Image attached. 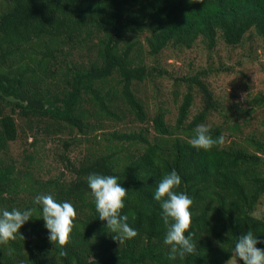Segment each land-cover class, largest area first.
<instances>
[{
	"label": "trees",
	"instance_id": "trees-1",
	"mask_svg": "<svg viewBox=\"0 0 264 264\" xmlns=\"http://www.w3.org/2000/svg\"><path fill=\"white\" fill-rule=\"evenodd\" d=\"M219 45L254 64L264 52V0H0V213L36 210L0 245V264H226L249 230L264 250V218L253 216L264 205V92L221 101L212 69H159L163 56L199 47L213 62ZM162 80L171 97L159 100ZM198 125L224 143L193 148ZM49 143L58 154L48 176L38 146ZM173 169L175 191L193 201L197 251L183 260L168 259L154 199ZM91 174L116 176L128 190L121 214L135 238L115 241L99 219ZM38 195L76 210L63 249L48 239Z\"/></svg>",
	"mask_w": 264,
	"mask_h": 264
},
{
	"label": "clouds",
	"instance_id": "clouds-1",
	"mask_svg": "<svg viewBox=\"0 0 264 264\" xmlns=\"http://www.w3.org/2000/svg\"><path fill=\"white\" fill-rule=\"evenodd\" d=\"M200 2V0H195ZM190 145L197 150L209 151L217 145L224 143V137L213 138L210 129L205 125H198L194 137L189 141ZM88 187L94 198L95 210L101 221H106V226L117 235L115 241L123 243L138 235V232L127 223L128 216L122 215L121 210L125 207L124 199L128 190L120 186L118 178L113 175L91 174L87 177ZM181 184V177L176 170L164 175L158 183L154 199L160 202L162 219L166 226L163 243L170 247L169 260L179 257L183 260L187 255L195 254L196 245L193 243V233L190 232L192 214L190 211L192 199L183 192L175 191ZM34 203L42 208V219L48 230V239L57 244L61 249L70 242L74 228L76 210L70 202L58 203L52 195H38ZM35 209L20 211L17 209L2 210L0 213V245L15 240L19 229L31 217ZM256 219L264 218L260 212L253 213ZM22 239L24 237L20 235ZM258 241L251 230L238 237L235 244V256L226 264H264V250L256 247ZM11 249L9 254H11ZM59 255L64 257L67 253L63 250Z\"/></svg>",
	"mask_w": 264,
	"mask_h": 264
},
{
	"label": "rangeland",
	"instance_id": "rangeland-1",
	"mask_svg": "<svg viewBox=\"0 0 264 264\" xmlns=\"http://www.w3.org/2000/svg\"><path fill=\"white\" fill-rule=\"evenodd\" d=\"M216 50L217 52L213 56L214 63L212 61H207L208 63L206 64L207 52L202 47H199L187 51L179 57L163 56L159 60V69L169 72L177 71L176 76L184 73L186 74V71L192 68L197 71L198 69L196 68L201 65L205 66L207 70L208 68L212 69L208 74L209 83L214 91V95L216 98H220L221 101L230 99V101H234L235 103L238 97L244 98L248 93L254 96L259 92H264V52L262 50L258 51V56L254 58V64L244 63L243 65H241L239 61L241 59L247 61L245 58L246 55H244L246 53H242L238 50L231 51L222 45H219ZM152 61L153 60H150V63ZM262 66L263 68H260ZM225 68H227V71H224ZM170 90V83L165 80L160 81L158 83V99L164 100L165 98H170ZM197 109L198 106H195L191 113L194 114L197 112ZM171 111H173V108ZM53 146V143H49L47 145V148H49L48 151L45 147L43 150L38 146L41 157L44 160L42 170L44 171L43 173L48 174V176L54 172L52 167V156L58 154L57 147ZM47 170H49V172L46 173L45 171ZM62 173L66 175L64 171ZM256 212H260L262 216H264V205H260ZM237 264H239V261H237Z\"/></svg>",
	"mask_w": 264,
	"mask_h": 264
}]
</instances>
